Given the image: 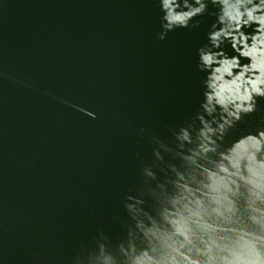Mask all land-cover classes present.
Segmentation results:
<instances>
[{"label": "water", "instance_id": "water-1", "mask_svg": "<svg viewBox=\"0 0 264 264\" xmlns=\"http://www.w3.org/2000/svg\"><path fill=\"white\" fill-rule=\"evenodd\" d=\"M217 11L167 31L159 0H0V264H82L120 234L152 141L199 110ZM260 127L264 97L225 143Z\"/></svg>", "mask_w": 264, "mask_h": 264}, {"label": "clouds", "instance_id": "clouds-1", "mask_svg": "<svg viewBox=\"0 0 264 264\" xmlns=\"http://www.w3.org/2000/svg\"><path fill=\"white\" fill-rule=\"evenodd\" d=\"M208 2L159 0L163 27H197ZM210 2L199 110L152 141L123 193L120 234L98 232L82 264H264V127L225 143L264 97V0Z\"/></svg>", "mask_w": 264, "mask_h": 264}]
</instances>
